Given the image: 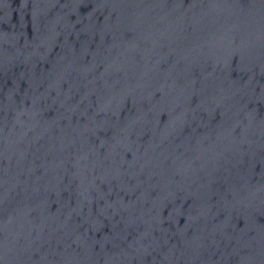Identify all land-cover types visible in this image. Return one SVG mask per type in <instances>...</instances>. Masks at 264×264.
I'll list each match as a JSON object with an SVG mask.
<instances>
[{"label": "water", "instance_id": "1", "mask_svg": "<svg viewBox=\"0 0 264 264\" xmlns=\"http://www.w3.org/2000/svg\"><path fill=\"white\" fill-rule=\"evenodd\" d=\"M0 264H264V0H0Z\"/></svg>", "mask_w": 264, "mask_h": 264}]
</instances>
